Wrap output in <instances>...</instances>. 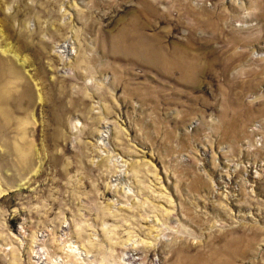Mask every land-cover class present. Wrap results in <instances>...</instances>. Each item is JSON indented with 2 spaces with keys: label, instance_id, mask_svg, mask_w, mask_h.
<instances>
[{
  "label": "rangeland",
  "instance_id": "rangeland-1",
  "mask_svg": "<svg viewBox=\"0 0 264 264\" xmlns=\"http://www.w3.org/2000/svg\"><path fill=\"white\" fill-rule=\"evenodd\" d=\"M0 264H264V0H0Z\"/></svg>",
  "mask_w": 264,
  "mask_h": 264
},
{
  "label": "bare ground",
  "instance_id": "bare-ground-1",
  "mask_svg": "<svg viewBox=\"0 0 264 264\" xmlns=\"http://www.w3.org/2000/svg\"><path fill=\"white\" fill-rule=\"evenodd\" d=\"M1 51L5 52V53H12L13 51L8 48V47H5V48H2ZM1 63L5 66V67H10L11 65V61L8 59V58H3L1 60ZM21 77V75H19Z\"/></svg>",
  "mask_w": 264,
  "mask_h": 264
}]
</instances>
